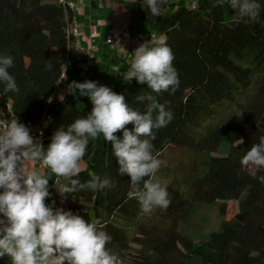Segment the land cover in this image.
I'll return each mask as SVG.
<instances>
[{
	"label": "trees",
	"instance_id": "16d2710c",
	"mask_svg": "<svg viewBox=\"0 0 264 264\" xmlns=\"http://www.w3.org/2000/svg\"><path fill=\"white\" fill-rule=\"evenodd\" d=\"M134 2L146 31L145 38H140L166 37L180 80L174 94L156 96L174 118L155 131L153 155L179 149L190 151L198 160L187 177V197L173 192L166 210L173 215L179 206L186 208L188 199L203 204L237 202L233 217L198 244L172 226L165 239L152 246L154 257H146L145 251L137 264H264V183L257 179L264 171L241 163L246 151L264 137V6L258 18L237 23L234 11L228 5L213 7L214 0H166L158 17L151 15L147 0ZM74 10L64 9L59 0H0V56L13 58L9 72L20 88L19 93L5 92L0 84V93L21 123L36 122L43 114L49 117L42 141L45 148L58 128L66 129L92 107L87 97L56 96L74 63L80 66L73 61L67 78L59 83L69 42L66 26L71 18L78 22ZM112 90L123 94L126 103L142 113L152 103L137 100L151 89L135 78L129 83L126 75ZM115 135L122 138V131ZM224 144L225 156H211ZM45 172L50 175L49 188L53 181L59 186L67 183L50 170ZM96 176L109 178L112 186L72 193V205L66 208L62 202L55 207L97 222L112 237L107 247L124 262L130 243L127 228L135 222L141 203L130 177L119 173L110 142L102 138L89 140L79 179L83 183ZM219 211L224 214V203ZM0 264H11V260L5 256Z\"/></svg>",
	"mask_w": 264,
	"mask_h": 264
},
{
	"label": "clouds",
	"instance_id": "9594fccd",
	"mask_svg": "<svg viewBox=\"0 0 264 264\" xmlns=\"http://www.w3.org/2000/svg\"><path fill=\"white\" fill-rule=\"evenodd\" d=\"M165 2L147 0L151 15L160 16ZM225 5L234 11L237 23L258 18L264 6L262 0H214L213 7ZM174 58L164 36L144 42L133 52L127 81L135 78L156 94L137 97L141 102L152 101L143 113L106 85L72 81L67 93L87 97L91 111L66 129L58 128L46 148L17 117L0 119V259L7 256L11 264H123L107 247L112 237L97 222L55 207L54 200L45 203L52 193L50 175L43 170L67 181L63 186L55 184L62 198L82 190L110 188L109 178L96 176L83 183L79 179L89 140L102 138L111 144L119 173L130 177L142 212L151 215L157 209L166 210L171 199L167 184L156 176L163 162L153 155V141L155 131L167 127L174 118L171 109L156 101V96L164 92L174 94L180 84ZM13 64L11 56H0V84L5 92L19 93L16 79L9 72ZM51 67L52 63L46 62V68ZM66 72L63 65L60 83L66 79ZM48 102H52L51 97ZM129 124L131 129L126 128ZM118 131H122V138L115 135ZM241 163L264 171V137L246 151ZM257 179L264 183V176Z\"/></svg>",
	"mask_w": 264,
	"mask_h": 264
},
{
	"label": "rangeland",
	"instance_id": "374dc122",
	"mask_svg": "<svg viewBox=\"0 0 264 264\" xmlns=\"http://www.w3.org/2000/svg\"><path fill=\"white\" fill-rule=\"evenodd\" d=\"M132 34H135L134 28L132 29ZM249 91H247V95ZM225 145L220 150L218 149L212 153L211 156H225L227 154ZM156 157L163 162L156 176L167 184L170 199L172 200L173 192H176L181 198H186L187 177L194 171V166L198 162V160L195 161L197 156L190 151L167 149ZM201 163L202 160L200 165ZM49 189L50 191L53 190L51 187ZM223 203L225 212L221 214L219 208ZM185 206L186 208L183 210L179 206V209L177 208L178 210L176 209V213L173 215L162 209H157L151 215L144 214L140 206L136 213L135 222L127 228L130 243L128 252L124 256L123 264H137L140 260H143L145 251L146 257H154L150 252L152 246L165 239L166 232L172 226L193 244H198L210 233L217 232L222 222L230 220L237 210V202L233 200L203 204L192 203L188 199ZM143 244H146V246ZM169 258L168 260H177V258Z\"/></svg>",
	"mask_w": 264,
	"mask_h": 264
},
{
	"label": "crops",
	"instance_id": "0c3cea01",
	"mask_svg": "<svg viewBox=\"0 0 264 264\" xmlns=\"http://www.w3.org/2000/svg\"><path fill=\"white\" fill-rule=\"evenodd\" d=\"M75 17L81 24L82 36L85 44H88L100 62L89 69H85L74 63L68 72V78L56 90L58 98L67 93V86L72 82L96 81L100 85H106L112 89L126 75L133 58V52L128 63L120 60L114 47L105 44L108 35L117 34L120 27L127 25L129 34L145 38V27L138 20L136 3L134 0H75ZM134 28L135 34H132ZM83 40V42H84ZM58 92V93H57ZM52 196L47 199V204L55 201L56 191H51ZM73 201L67 196L63 206L68 208ZM56 205V202H55Z\"/></svg>",
	"mask_w": 264,
	"mask_h": 264
},
{
	"label": "built area",
	"instance_id": "2783aa9c",
	"mask_svg": "<svg viewBox=\"0 0 264 264\" xmlns=\"http://www.w3.org/2000/svg\"><path fill=\"white\" fill-rule=\"evenodd\" d=\"M80 3L82 0H78ZM60 4L63 5L64 9L73 11L75 9V1L73 0H59ZM129 27L124 25L119 28L117 34L108 35L105 39V44L115 48L118 55H120V60L122 62L128 63L132 55V51L136 50L141 44L146 42L140 37L133 36L129 34ZM66 36L68 38L66 59L64 66L71 67L73 61H76L80 66L84 68L96 66L100 60L95 56L94 50L88 45L85 44L84 37L82 36L81 25L75 18H71L66 26ZM71 37V40L69 39ZM84 40V42H83ZM126 51H124L123 49ZM130 64V62L128 63ZM63 78V68L59 77V83ZM67 78V77H66ZM0 119L12 120L14 119L11 109V104L4 100L2 93H0ZM49 121V117L45 114L36 122H28L25 125L30 129L34 139L39 140L41 143L44 138V130ZM44 169L43 171H46ZM58 183L53 181L52 188L56 191L55 202L60 204L65 198H62L58 193L56 186ZM47 204V200L45 201ZM78 204H80L78 202Z\"/></svg>",
	"mask_w": 264,
	"mask_h": 264
}]
</instances>
